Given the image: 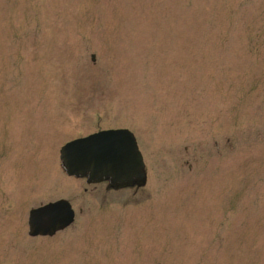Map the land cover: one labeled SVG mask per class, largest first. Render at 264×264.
Instances as JSON below:
<instances>
[{
  "label": "rangeland",
  "instance_id": "obj_1",
  "mask_svg": "<svg viewBox=\"0 0 264 264\" xmlns=\"http://www.w3.org/2000/svg\"><path fill=\"white\" fill-rule=\"evenodd\" d=\"M110 130L141 187L63 173ZM0 264H264V0H0Z\"/></svg>",
  "mask_w": 264,
  "mask_h": 264
},
{
  "label": "water",
  "instance_id": "obj_2",
  "mask_svg": "<svg viewBox=\"0 0 264 264\" xmlns=\"http://www.w3.org/2000/svg\"><path fill=\"white\" fill-rule=\"evenodd\" d=\"M85 150L89 152L85 153ZM61 153L75 160V163L79 162L76 158L79 156L82 161L88 163L82 165L85 171L76 173V176L88 175L93 179L106 178L109 173L99 171V169L110 168L111 172L114 173V177L118 178L119 181H124V185L135 183L137 186H141L144 183L143 165L140 156L136 153L133 139L123 131L99 133L88 137L85 141L70 143L62 149ZM86 154H90V158L100 157L101 162L97 160L91 166L89 157H86ZM72 217V211L65 202H58L32 211L30 213L28 234L30 236L51 235L70 224Z\"/></svg>",
  "mask_w": 264,
  "mask_h": 264
}]
</instances>
